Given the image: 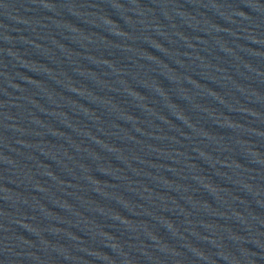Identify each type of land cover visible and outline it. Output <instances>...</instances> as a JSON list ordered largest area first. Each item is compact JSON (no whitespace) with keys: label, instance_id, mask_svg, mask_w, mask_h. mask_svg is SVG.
Listing matches in <instances>:
<instances>
[{"label":"water","instance_id":"water-1","mask_svg":"<svg viewBox=\"0 0 264 264\" xmlns=\"http://www.w3.org/2000/svg\"><path fill=\"white\" fill-rule=\"evenodd\" d=\"M181 63L264 129V0H77Z\"/></svg>","mask_w":264,"mask_h":264}]
</instances>
